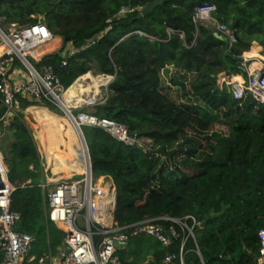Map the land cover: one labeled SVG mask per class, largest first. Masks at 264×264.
Segmentation results:
<instances>
[{
    "label": "trees",
    "instance_id": "16d2710c",
    "mask_svg": "<svg viewBox=\"0 0 264 264\" xmlns=\"http://www.w3.org/2000/svg\"><path fill=\"white\" fill-rule=\"evenodd\" d=\"M152 1L0 0V18L24 24L45 16L63 46L71 43L75 48L102 34L66 65L59 52L45 55L41 63L54 68L65 88L94 68L108 75V81L114 75L106 101L90 111L152 140L143 153L102 128L87 127L88 136L83 132L93 175L112 181L116 221L193 214L201 222L194 232L205 264H254L257 232L264 226V104L250 94L234 98L215 78L223 71L235 75L240 55L249 48L259 50L252 37L264 43V0H164L142 15L141 9ZM203 1L216 4L213 17L235 30L240 41L229 48L227 40L214 36V29L193 22L194 8ZM171 65L183 76L194 74L186 87L187 102L177 103L164 91L161 70ZM19 102L34 118L41 113L40 105L24 98ZM43 104L62 115L53 105ZM9 118L0 101V134L8 139L3 161L14 186L9 209L19 214L17 229L35 237L27 258L33 257L29 264H38L55 253L64 232L46 217L40 185L45 172L34 134L20 111ZM4 119H9L5 133ZM56 129L47 144L55 150L61 145V152H67V142ZM75 143L83 174L77 138ZM61 161L66 165L68 159ZM151 238L133 237L118 250L120 264H142L149 256L157 263L179 245L175 240L165 248Z\"/></svg>",
    "mask_w": 264,
    "mask_h": 264
},
{
    "label": "built area",
    "instance_id": "2783aa9c",
    "mask_svg": "<svg viewBox=\"0 0 264 264\" xmlns=\"http://www.w3.org/2000/svg\"><path fill=\"white\" fill-rule=\"evenodd\" d=\"M122 9L121 12H127ZM216 4L203 1L194 8L192 20L214 29L228 41L229 48L238 41V34L227 24L213 17ZM4 21L0 18V22ZM55 34L47 27L42 18L34 23L18 24L16 22L0 23V101L6 107L7 115L20 108V98L36 103L58 105L67 116L79 136H84L82 127H99L116 140L136 146L143 153L152 147V140L131 132L118 121L98 117L84 107H93L106 101L108 84L114 79L100 85L98 93L86 97L83 103L68 106L63 110L62 93L65 90L54 68L41 59L50 53L59 52L62 65L80 49L86 48L98 40L102 34L90 38L81 48L71 43L46 51L36 58L31 51L46 46ZM239 69L241 81H230L231 92L236 99L250 94L257 103L264 104V57L240 55ZM16 62L23 67V77L13 81V72L18 70ZM104 75V74H101ZM236 75V74H235ZM108 76V75H106ZM101 89L104 91L102 92ZM4 125H8L6 119ZM85 138V137H84ZM87 171L75 173L70 178L51 180L44 165L45 179L40 183L45 191L46 217L64 232L62 244L55 255L49 254L38 260V264H120L118 250L125 248L129 241L138 235L155 238L165 248L179 240L176 251H167L161 260L154 263L149 256L142 264H186V243L191 240L194 251L199 256V263L205 264L195 236V228L201 222L193 214L175 217L168 214L148 217L143 220L120 224L112 216L113 196L110 195L111 179L99 178L91 170L90 155L87 152ZM47 162V161H46ZM79 176V178H75ZM113 185V184H112ZM14 186L8 179V170L0 157V264H25L31 261L28 253L35 237L17 229L19 214L10 211V195ZM113 193V191H112ZM259 249L254 264H264V226L257 232Z\"/></svg>",
    "mask_w": 264,
    "mask_h": 264
},
{
    "label": "rangeland",
    "instance_id": "374dc122",
    "mask_svg": "<svg viewBox=\"0 0 264 264\" xmlns=\"http://www.w3.org/2000/svg\"><path fill=\"white\" fill-rule=\"evenodd\" d=\"M2 19L4 21H1L0 22L1 24H4L5 22H9V19L5 15L2 16ZM259 40L260 39L255 37V36L252 37V42L254 44H258V46H259L258 51L260 52V55L264 56V43L262 41H259ZM61 43H63V42H61ZM61 46H62V44L60 45V43H59L56 47H54L53 49H49L48 51H55V50H57V48H61ZM36 52H39V51H36ZM36 52H34V53H36ZM248 56H251V55H248ZM16 65L19 66L18 70L16 72L22 74V71L24 70L23 67H21L17 62H16ZM168 67H170V80L169 81L161 73V78L163 79L164 91L169 95V97H171V99H173L177 103L187 102L188 99H190V98H189V95L187 93L186 87H188L189 81L191 79H193L194 74L188 73L187 75L183 76V75H181L180 70L177 69L176 67H174L172 65L168 66ZM89 71L92 73V75L94 76V78L97 81L102 82L100 85L106 84L108 82L107 77L101 75L102 73H100L96 68L91 69ZM230 72H233V71L230 70ZM230 72L227 74L223 71V73H224L222 75L223 77L221 76L220 78H218L216 76L215 82L217 83V81H220L221 85L223 83V85H225L227 87L228 91L231 92L230 81L234 77V75H233V73H230ZM238 72H239V70H237V73ZM217 75H219V74H217ZM235 76H236L235 80H238V78H240L239 75H235ZM78 78H80V76ZM78 78H76L74 81H76ZM181 81H184L185 84L182 85ZM83 83L88 84V81H84ZM186 84H187V86H185ZM100 85L98 86V89H99ZM101 91L103 92L104 90L101 89ZM91 95H93V93H89L87 95V97H90ZM31 104L44 105V104L36 103V102H31ZM53 108L58 113L64 115V112L62 111V109L58 105H53ZM84 108H86V110H92V107H90V106L84 107ZM16 111H20L22 113L23 120L26 122V124L29 126V128L31 129V131L33 133L34 127H35V129L37 128L36 125L34 126V124L36 122H35V119L32 116V114L29 111H27V107L19 108ZM11 116H13V115H11ZM11 116H9V117L11 118ZM9 119H6L7 124L9 122ZM65 127H66V132H65L66 133V137H65L66 142H67V145L70 146L69 148H67V152H61L60 149L63 148V146H61V145H60L61 148L59 150H55V149H51V148H43L44 146L39 147L38 143H36L37 149L39 150V153H41L42 155H44L46 157V158H44V161L46 163L45 166L47 167V165H49V167L51 168V172H50V169L48 171L49 177L51 176L55 180L60 179V177H65V178L72 177L73 174L79 173V170L83 169V165L80 162L79 152L78 153L75 152L77 150V147L75 144L76 138H75V134H73V132H74L73 127L70 125V123H67V122L65 123ZM4 129H6V128H4ZM82 130H83L84 134L87 135L88 128L84 126V127H82ZM3 132H4V130H3ZM69 141H70V144H69ZM7 143H8V139L2 138V133H1V135H0V147L4 148V150H5V151H3L2 149H0V153L2 154V157H3L4 152H7V145H8ZM74 144H75V147H74ZM62 158L68 159V162L66 165L62 164V161H61ZM82 161H83V159H82ZM183 170H185L188 173L194 172V170H192V169H185L184 168ZM75 178H79V176H76ZM97 178H99V177H97ZM99 180H100L99 182L102 181V179H100V178H99ZM151 239L155 240V238H153V237ZM123 248L121 247V249H123ZM185 249L187 250L186 254H185V263L186 264H200L199 263V256L193 250L194 244L191 240H189L186 243ZM56 253H57V249H56L55 253H53L51 255H55ZM27 262L28 263L25 262V264L30 263V261H27Z\"/></svg>",
    "mask_w": 264,
    "mask_h": 264
},
{
    "label": "crops",
    "instance_id": "0c3cea01",
    "mask_svg": "<svg viewBox=\"0 0 264 264\" xmlns=\"http://www.w3.org/2000/svg\"><path fill=\"white\" fill-rule=\"evenodd\" d=\"M58 37V38H57ZM53 40L50 41V46L47 44V49H53L54 47H56V43H61L62 42V37L61 36H58V35H55V37H52ZM60 41V42H59ZM251 47V46H250ZM247 55H251V56H261L260 55V52L258 51V49L256 48H249L248 52L246 53ZM264 57V56H263ZM243 73L244 74V71L239 69V72L236 74V75H239ZM235 76V75H234ZM23 77L22 74L18 73V72H13V81L16 82L17 80L21 79ZM223 77V76H222ZM240 81H241V78H240ZM21 108V107H20ZM41 110V113L38 114V116L35 119V124L34 126L36 125V129L34 127V131H33V139H34V142H35V145L37 147V144L40 146H44L43 148H49L48 144H47V132H46V128H45V120L46 122H48L51 126H52V129H53V135L54 137L56 136V125L59 127V130H60V135L63 137V139L66 141V127H65V123H69L67 121V119L65 118L64 115H61V116H57L56 115V112H54L53 110H51L48 106L46 105H40V109ZM29 112H31L30 110H28ZM14 115V114H12ZM8 116H11L10 114H8ZM35 117V116H33ZM9 123V122H8ZM4 127L6 128L7 125H4ZM74 130V129H73ZM4 132H5V129H4ZM7 132V131H6ZM75 132V130H74ZM73 132V133H74ZM75 134V137L77 138L79 144H80V141L78 139V136L76 134V132L74 133ZM1 135V134H0ZM37 142H36V141ZM69 144H70V141H69ZM76 144V143H75ZM75 144H74V147H75ZM68 146V145H67ZM70 146H68L69 148ZM80 149H81V156H82V159H83V155H82V146L80 144ZM38 150V149H37ZM39 152V150H38ZM78 153V149L75 151ZM40 156L42 157L43 159V171H44V165L46 164L45 161H44V158H46L44 155H42L41 153H39ZM84 164V163H83ZM51 180H55L54 178H52L51 176L49 177ZM60 178H65V177H60ZM70 178V177H68ZM58 180V179H56ZM32 258V257H31Z\"/></svg>",
    "mask_w": 264,
    "mask_h": 264
},
{
    "label": "bare ground",
    "instance_id": "6f19581e",
    "mask_svg": "<svg viewBox=\"0 0 264 264\" xmlns=\"http://www.w3.org/2000/svg\"><path fill=\"white\" fill-rule=\"evenodd\" d=\"M52 40H53V38H52ZM56 44L58 45V43H56ZM46 47L43 46L40 49L33 50V51H31V54H33L36 58H38L41 54H43L44 52L49 50V49L46 50L47 49ZM3 49L4 48H2V47L0 48V53L3 51ZM36 51H39V52H36ZM34 52H36V53H34ZM249 57H259V56H249ZM84 81H88V84H84L83 83ZM238 81H240V78H238ZM101 83L102 82L97 81L94 78V76L92 75V73L90 71H87L86 73L81 75L80 78H78L76 81H74V83H72L69 87L65 88V90L63 91V93H62L63 110H66V107H68V106H75V105L83 103V101L86 100V97L89 93L96 94L99 91L98 86ZM64 116L67 119V121L70 123L67 116L66 115H64ZM70 125L72 126L71 123H70ZM45 128H46V132H47V143H51L54 139L53 129H52V126L48 122H46V120H45ZM73 129L75 130V132L78 136V139L80 141V144L83 148L82 155H83L84 169L86 172L87 171V159H86L87 158V152L85 150V146L83 144L82 138L79 136V134L77 133V131L74 127H73Z\"/></svg>",
    "mask_w": 264,
    "mask_h": 264
},
{
    "label": "water",
    "instance_id": "95a60500",
    "mask_svg": "<svg viewBox=\"0 0 264 264\" xmlns=\"http://www.w3.org/2000/svg\"><path fill=\"white\" fill-rule=\"evenodd\" d=\"M164 0H153L152 2L148 3L147 5H145L142 9H141V14L142 15H146L147 13H149L150 11H152L156 6H158L159 4L163 3ZM42 20H45V16L41 17ZM214 36H216L218 39L224 40L225 38L218 32H214ZM238 41H240V39L238 38ZM162 75L169 81L170 80V67L166 66L161 70ZM224 73L220 72L219 75H217L218 78H220ZM74 83V81L72 82ZM217 85L219 87H222L221 82L217 81ZM10 115H12L13 113L10 112ZM82 140H83V144L85 146V150L86 152L89 153V148L86 142V139L84 138V136H82ZM91 161V158H90ZM91 170H92V162H91ZM112 191H113V185L111 184L110 187V195L112 196Z\"/></svg>",
    "mask_w": 264,
    "mask_h": 264
}]
</instances>
